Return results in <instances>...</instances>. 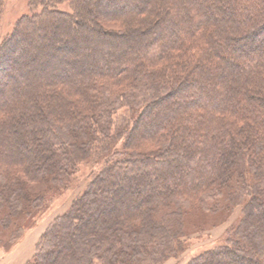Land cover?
<instances>
[{
  "label": "trees",
  "instance_id": "16d2710c",
  "mask_svg": "<svg viewBox=\"0 0 264 264\" xmlns=\"http://www.w3.org/2000/svg\"><path fill=\"white\" fill-rule=\"evenodd\" d=\"M69 2L0 48V246L88 161L28 264H161L191 216L236 207L226 243L188 264H264V0Z\"/></svg>",
  "mask_w": 264,
  "mask_h": 264
},
{
  "label": "rangeland",
  "instance_id": "374dc122",
  "mask_svg": "<svg viewBox=\"0 0 264 264\" xmlns=\"http://www.w3.org/2000/svg\"><path fill=\"white\" fill-rule=\"evenodd\" d=\"M1 1L3 3V7L2 13L0 14V48H2L3 44L8 46V43H5V37L11 35L14 31L20 28L18 23L20 20L24 21V17L30 18L31 16H36L43 12L51 15V18H49L51 21L60 22L66 19V15L68 13L76 11L72 8L69 0H0V2ZM47 10L49 12H47ZM36 20L37 19H35V21ZM106 27L119 33L126 30L121 21L120 23H108L106 24ZM36 29L35 31L37 32L38 26H36ZM5 45L4 47H6ZM24 54V52L19 51L15 53V56L20 58ZM4 64V60H0V71H2L5 67L4 72H6L7 66ZM4 72L2 71L0 77L5 74ZM4 80V77L0 78L1 82ZM38 109H41V106H39ZM76 139L80 141L79 136ZM122 140L123 139L121 138L118 147H121L120 144ZM97 168H100V166L94 167L91 162H82L78 171L72 177L68 188L56 192L52 198H49L46 211H44L41 215H37L35 218L36 221H33L35 223H32V226L27 228L25 235L19 242H21L26 236L32 235V240H36L34 247L35 254L37 242L41 235L54 223L58 216L71 208L73 201L86 191L92 179V174L93 172H97ZM34 188L37 190V187ZM241 215L242 209L240 207H236L228 215L213 216L212 214L207 213L205 215L201 214L200 216H191L188 220L189 223L186 229L187 236L182 239V244L178 254L169 257L161 264H188L192 259L198 257L202 253L225 244L229 231L238 222ZM199 219L202 221L208 220V223L205 224L204 222L203 226L195 225L197 224L196 221ZM19 242L15 244L11 250L17 247ZM0 248L2 247L0 246ZM33 256L27 260L25 264H28L32 260ZM218 260H220V258H218ZM220 261L227 264L225 259H221Z\"/></svg>",
  "mask_w": 264,
  "mask_h": 264
},
{
  "label": "crops",
  "instance_id": "0c3cea01",
  "mask_svg": "<svg viewBox=\"0 0 264 264\" xmlns=\"http://www.w3.org/2000/svg\"><path fill=\"white\" fill-rule=\"evenodd\" d=\"M32 239V235L26 236L11 251L0 248V264H25L34 254L36 240Z\"/></svg>",
  "mask_w": 264,
  "mask_h": 264
}]
</instances>
